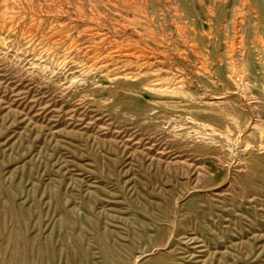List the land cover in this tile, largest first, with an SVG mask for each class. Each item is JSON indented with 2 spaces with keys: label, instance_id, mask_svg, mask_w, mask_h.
<instances>
[{
  "label": "rangeland",
  "instance_id": "obj_1",
  "mask_svg": "<svg viewBox=\"0 0 264 264\" xmlns=\"http://www.w3.org/2000/svg\"><path fill=\"white\" fill-rule=\"evenodd\" d=\"M102 248L264 264V0H0V264Z\"/></svg>",
  "mask_w": 264,
  "mask_h": 264
},
{
  "label": "bare ground",
  "instance_id": "obj_2",
  "mask_svg": "<svg viewBox=\"0 0 264 264\" xmlns=\"http://www.w3.org/2000/svg\"><path fill=\"white\" fill-rule=\"evenodd\" d=\"M98 242H101L102 239L101 238H98L96 239ZM101 254L103 256V259L104 261L107 263V264H113L112 262V259L110 258L109 254L102 248L101 249ZM144 264H165V260L162 259L161 255H158L157 257L155 258H151L149 261H147L146 263Z\"/></svg>",
  "mask_w": 264,
  "mask_h": 264
}]
</instances>
